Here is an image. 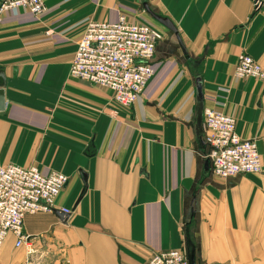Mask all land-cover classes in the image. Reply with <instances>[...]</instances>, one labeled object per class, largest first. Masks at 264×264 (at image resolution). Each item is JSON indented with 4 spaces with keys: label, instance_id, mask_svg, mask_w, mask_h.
Listing matches in <instances>:
<instances>
[{
    "label": "crops",
    "instance_id": "crops-1",
    "mask_svg": "<svg viewBox=\"0 0 264 264\" xmlns=\"http://www.w3.org/2000/svg\"><path fill=\"white\" fill-rule=\"evenodd\" d=\"M44 2L40 17L0 16V168L64 174L55 210L71 213L67 223L56 212L26 216L30 248L8 236L0 264H144L176 250L190 264H264V173L213 176L204 118L206 108L234 117L264 156L262 84L234 76L243 52L264 66V0ZM122 16L164 35L154 77L131 109L70 76L87 24Z\"/></svg>",
    "mask_w": 264,
    "mask_h": 264
},
{
    "label": "built area",
    "instance_id": "built-area-1",
    "mask_svg": "<svg viewBox=\"0 0 264 264\" xmlns=\"http://www.w3.org/2000/svg\"><path fill=\"white\" fill-rule=\"evenodd\" d=\"M15 9H24L40 17L47 11V5L44 0H4L0 4V16ZM163 39V33L152 25L132 22L125 16L116 23L91 21L77 44L70 76L110 91L115 104L131 109L154 77L153 61ZM234 76L239 81L260 82L264 102V66L243 52L238 57ZM204 118L213 176L229 179L264 173V156L259 152L257 140L241 137L234 117L206 108ZM68 183L69 178L64 174L43 175L37 166L10 164L1 167L0 249L10 235L16 238L17 248H30L24 232L26 216L54 212ZM62 211L71 213L66 209ZM144 264L189 262L185 250H176L156 254Z\"/></svg>",
    "mask_w": 264,
    "mask_h": 264
},
{
    "label": "water",
    "instance_id": "water-1",
    "mask_svg": "<svg viewBox=\"0 0 264 264\" xmlns=\"http://www.w3.org/2000/svg\"><path fill=\"white\" fill-rule=\"evenodd\" d=\"M144 8H145L146 12L156 22H158L163 27H165L166 29H168L171 33H173L175 35V37L177 38L178 42L180 44H182V41H181V39L179 37V34H178V31H177L176 27L174 26V24L169 19L163 18V17L155 14L149 8V6L147 4L144 5ZM6 83H7V81H6V78H5V73H4L3 70H0V111L1 110H4V108H5V87H6ZM196 96H197V100H198V103H199L200 112H203L204 95H203V89H202V81L200 79L197 80V84H196ZM84 193H85V190L83 191L82 196L78 200V203L81 200V198L83 197ZM54 212H56V214L58 216H60L61 220L64 223H67L68 219L70 218V214H67V213H65L63 211L54 210Z\"/></svg>",
    "mask_w": 264,
    "mask_h": 264
},
{
    "label": "rangeland",
    "instance_id": "rangeland-1",
    "mask_svg": "<svg viewBox=\"0 0 264 264\" xmlns=\"http://www.w3.org/2000/svg\"><path fill=\"white\" fill-rule=\"evenodd\" d=\"M246 175H248V176H249L250 174H244L243 176H246Z\"/></svg>",
    "mask_w": 264,
    "mask_h": 264
}]
</instances>
